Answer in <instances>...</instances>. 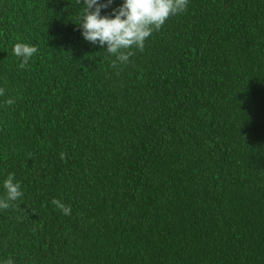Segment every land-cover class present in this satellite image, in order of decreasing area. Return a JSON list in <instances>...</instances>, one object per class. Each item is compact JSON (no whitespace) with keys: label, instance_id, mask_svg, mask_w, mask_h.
I'll return each instance as SVG.
<instances>
[{"label":"trees","instance_id":"1","mask_svg":"<svg viewBox=\"0 0 264 264\" xmlns=\"http://www.w3.org/2000/svg\"><path fill=\"white\" fill-rule=\"evenodd\" d=\"M77 7L0 0V260L264 264V0H190L117 66Z\"/></svg>","mask_w":264,"mask_h":264},{"label":"clouds","instance_id":"2","mask_svg":"<svg viewBox=\"0 0 264 264\" xmlns=\"http://www.w3.org/2000/svg\"><path fill=\"white\" fill-rule=\"evenodd\" d=\"M79 11L76 25L82 38L97 45L107 57H114L113 66L127 65L135 51H143L145 42L159 31L172 16L185 12L190 0H121L116 7H111L114 0H75ZM110 12L102 14V11ZM38 52L35 45L17 42L12 47V54L19 58L20 68H24ZM5 90L0 87V96ZM6 104L14 103L9 98ZM3 195H0V211L10 209L24 196L21 183L14 173H8L3 179ZM63 215L70 216V206L54 199L52 201ZM0 264H14L12 259L0 260Z\"/></svg>","mask_w":264,"mask_h":264}]
</instances>
